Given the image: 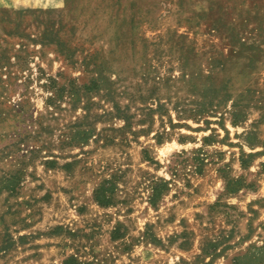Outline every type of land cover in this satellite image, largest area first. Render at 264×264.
Wrapping results in <instances>:
<instances>
[{"label":"rangeland","instance_id":"1","mask_svg":"<svg viewBox=\"0 0 264 264\" xmlns=\"http://www.w3.org/2000/svg\"><path fill=\"white\" fill-rule=\"evenodd\" d=\"M2 245L0 264H246L264 0H0Z\"/></svg>","mask_w":264,"mask_h":264},{"label":"trees","instance_id":"2","mask_svg":"<svg viewBox=\"0 0 264 264\" xmlns=\"http://www.w3.org/2000/svg\"><path fill=\"white\" fill-rule=\"evenodd\" d=\"M118 110V114L119 116H121V109L120 107H117ZM122 118H124L125 120H127V116L124 115V117L122 116ZM236 121H233V123L235 124ZM91 132L88 130H83L79 133H77V136H80L79 139L84 140L86 138H88L90 136ZM75 138V137H74ZM242 163L245 165L246 163V159H244V157L241 159ZM51 161H48V163ZM54 164V162H53ZM167 186L166 182H158L153 186V194L151 197V203L155 204L157 202V199L161 196L162 194V190L163 188ZM105 190V186L104 184L101 185L99 187V189L97 190V200L99 201V203L103 204V205H108L110 204V198L106 199V194L104 193ZM100 194V195H99ZM100 196V197H99ZM102 196V198H101ZM100 198V199H99ZM7 245H2V247H0V249H6ZM238 262L240 263H246V264H264V245L262 246H255L253 250L248 251L247 253H245L243 256L238 257ZM77 262V263H76ZM81 262V261H80ZM65 264H90V263H79V261H77V259H75L74 257L70 256L69 258H67L64 261Z\"/></svg>","mask_w":264,"mask_h":264}]
</instances>
